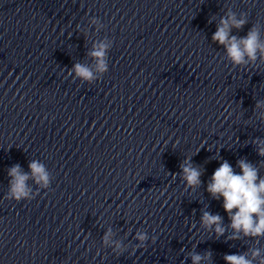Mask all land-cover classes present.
<instances>
[{
    "label": "clouds",
    "instance_id": "1",
    "mask_svg": "<svg viewBox=\"0 0 264 264\" xmlns=\"http://www.w3.org/2000/svg\"><path fill=\"white\" fill-rule=\"evenodd\" d=\"M215 17L209 19L211 24ZM100 21L93 16L89 24L96 25ZM248 24V14L246 12L237 13L228 7L219 18L216 31L213 33L212 42L223 47L225 58L233 67H247L256 65L257 62L264 63V24L260 21L252 24L246 35L239 36L233 34V29L239 32ZM79 28V25H77ZM98 30V29H95ZM113 46V41H100L93 43L87 56L95 61L94 67L86 63L76 62L68 70V75L81 83L92 84L101 79L109 70V51ZM264 108V101L257 100L255 112ZM179 143V141H177ZM256 147L259 157H264V138L257 137L252 141ZM211 159H221L213 156ZM264 167V160L259 163H252L247 158L237 160V172L227 161L222 160L206 185V191L212 200L221 201L222 208L227 214L228 223L224 217L218 213L214 214L208 210L206 205L202 208L199 225L200 228L213 236L216 240L224 238L225 242L250 240L252 245L246 251L224 254L225 264H264V247H260V241L264 240V175H260V169ZM29 171L25 172L20 164H14L7 170L10 177L8 190L5 198L20 202L31 200L40 190H49L51 185V174L44 163L40 160L32 159L28 164ZM205 169L192 162V156L185 157L180 164L179 173H171L173 179L180 176L185 191H195L202 187L201 177ZM36 186L33 190L32 184ZM192 228L196 227L193 222ZM114 233L111 228L105 231L102 237V244L111 248L112 252L121 256L128 252L130 245L122 240L113 239ZM134 240L139 243L131 246L129 255L135 254L137 249L146 248L149 241V234L144 230H137ZM157 237L153 235L151 242L155 244ZM181 251H184L182 249ZM192 264H213V252L206 249L203 253L191 251L187 253V258Z\"/></svg>",
    "mask_w": 264,
    "mask_h": 264
}]
</instances>
